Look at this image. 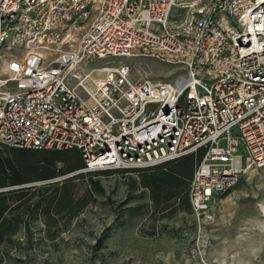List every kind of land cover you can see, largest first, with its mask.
<instances>
[{
	"label": "built area",
	"instance_id": "obj_1",
	"mask_svg": "<svg viewBox=\"0 0 264 264\" xmlns=\"http://www.w3.org/2000/svg\"><path fill=\"white\" fill-rule=\"evenodd\" d=\"M139 59L179 72L134 81ZM0 146L76 150L69 177L202 151L189 199L212 221L264 168V0H0Z\"/></svg>",
	"mask_w": 264,
	"mask_h": 264
},
{
	"label": "rangeland",
	"instance_id": "obj_2",
	"mask_svg": "<svg viewBox=\"0 0 264 264\" xmlns=\"http://www.w3.org/2000/svg\"><path fill=\"white\" fill-rule=\"evenodd\" d=\"M126 62L134 81L172 80L179 72L150 59ZM93 181L104 188L103 195L58 227L50 229L40 219L31 234L22 229L0 246L2 264H264V168L243 175L228 194L213 197L212 221L183 207L168 218L152 214L136 174ZM72 185L75 200L91 184L76 180Z\"/></svg>",
	"mask_w": 264,
	"mask_h": 264
},
{
	"label": "trees",
	"instance_id": "obj_3",
	"mask_svg": "<svg viewBox=\"0 0 264 264\" xmlns=\"http://www.w3.org/2000/svg\"><path fill=\"white\" fill-rule=\"evenodd\" d=\"M203 157L201 151L151 168L108 170L69 177L84 168L81 154L76 150L0 147V246L9 243L22 229L31 234V225L40 219L47 220L51 229L58 227L64 219L78 217L93 203L95 195L104 194L101 184L93 181L95 177L136 174L139 187L149 194L152 214L168 218L180 207L190 212L189 189ZM76 180H87L92 186L82 197L73 200L70 189L74 188L72 184ZM32 184L34 186L25 187ZM2 262L0 260V264Z\"/></svg>",
	"mask_w": 264,
	"mask_h": 264
},
{
	"label": "bare ground",
	"instance_id": "obj_4",
	"mask_svg": "<svg viewBox=\"0 0 264 264\" xmlns=\"http://www.w3.org/2000/svg\"><path fill=\"white\" fill-rule=\"evenodd\" d=\"M260 207H261V212H262V213H263V215H264V204H263V205H261ZM261 212H260V213H261ZM261 217H262V215H261ZM263 219H264V217H263Z\"/></svg>",
	"mask_w": 264,
	"mask_h": 264
},
{
	"label": "water",
	"instance_id": "obj_5",
	"mask_svg": "<svg viewBox=\"0 0 264 264\" xmlns=\"http://www.w3.org/2000/svg\"><path fill=\"white\" fill-rule=\"evenodd\" d=\"M166 112H168V111H166ZM29 186H34V184H32V185H28V186H25V187H29ZM0 192H2V191H0Z\"/></svg>",
	"mask_w": 264,
	"mask_h": 264
}]
</instances>
